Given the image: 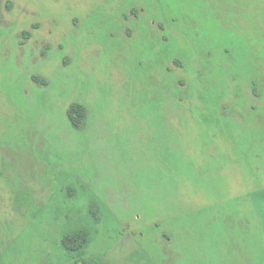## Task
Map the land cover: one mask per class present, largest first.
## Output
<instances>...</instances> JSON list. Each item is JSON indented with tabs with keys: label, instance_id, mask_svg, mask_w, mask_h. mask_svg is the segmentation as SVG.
<instances>
[{
	"label": "rangeland",
	"instance_id": "1",
	"mask_svg": "<svg viewBox=\"0 0 264 264\" xmlns=\"http://www.w3.org/2000/svg\"><path fill=\"white\" fill-rule=\"evenodd\" d=\"M91 199L100 264H264V0H0V264Z\"/></svg>",
	"mask_w": 264,
	"mask_h": 264
},
{
	"label": "trees",
	"instance_id": "2",
	"mask_svg": "<svg viewBox=\"0 0 264 264\" xmlns=\"http://www.w3.org/2000/svg\"><path fill=\"white\" fill-rule=\"evenodd\" d=\"M22 36L27 39L30 37L29 32H23ZM35 82L45 85L44 80L38 78ZM66 117L75 130H80L86 119V110L79 103H72L67 109ZM71 189H67L66 197L71 198L74 195ZM100 202L97 199H91L88 202L84 222L79 228L66 227L60 235V248L71 262L69 264H100L99 257L87 258L88 249L98 233V226L102 221V212Z\"/></svg>",
	"mask_w": 264,
	"mask_h": 264
}]
</instances>
